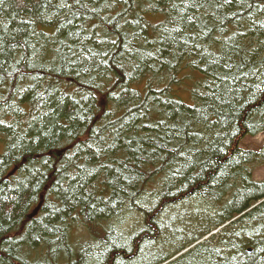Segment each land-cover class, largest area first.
Wrapping results in <instances>:
<instances>
[{
    "label": "trees",
    "instance_id": "1",
    "mask_svg": "<svg viewBox=\"0 0 264 264\" xmlns=\"http://www.w3.org/2000/svg\"><path fill=\"white\" fill-rule=\"evenodd\" d=\"M262 133L264 0H0V264H264Z\"/></svg>",
    "mask_w": 264,
    "mask_h": 264
},
{
    "label": "rangeland",
    "instance_id": "2",
    "mask_svg": "<svg viewBox=\"0 0 264 264\" xmlns=\"http://www.w3.org/2000/svg\"><path fill=\"white\" fill-rule=\"evenodd\" d=\"M240 147L241 148H243V149H250V150H259L260 148H262V147H264V133H262V134H259V135H257L256 137H254V138H245L243 141H241V143H240ZM252 178H253V180L254 181H256V182H264V166H261V167H258V168H256L254 171H253V173H252ZM153 204V203H152ZM168 208H166V210H165V213H163L162 214V218L164 219V221H165V225H166V230L167 231H171V230H175V229H178V228H181V227H178L177 225H179L178 223H179V218L177 217L178 215L181 217V219L183 218L182 217V215L183 214H185V212L183 211V210H181V212H175V211H173V210H167ZM165 214H166V217H165ZM134 213L133 212H131L129 215H126V216H124V218H128V219H125V223H123L122 225H124L125 224V228L126 229H128L130 226H132L131 228L133 229V230H135V232L138 230V232H140L141 231V225L138 223V226H133L137 221L135 220V218H134ZM184 216V215H183ZM168 220V221H167ZM167 221V222H166ZM228 225V223L227 224H225L224 226H222L221 228H218V229H216V230H214V231H212L211 232V234H216L218 231H220L222 228H224V227H226ZM164 230V229H163ZM117 232V231H116ZM132 233V230H130L129 232H128V234L126 235V238L127 237H129V235ZM77 234H79V232H77ZM193 234L194 233H192V232H189L188 233V236H185V237H183V238H190L191 236H193ZM210 234V235H211ZM76 235V234H75ZM134 235V232L132 233V235H131V237ZM77 236V235H76ZM183 238H181V239H183ZM206 238H208V236H206L205 237V239ZM149 240V239H148ZM130 243H128V245H129ZM148 244H150V241H148ZM152 245V244H151ZM130 246H131V244L129 245V246H127V248L129 247L130 248ZM140 247V246H139ZM128 248V249H129ZM150 248H152L151 250H156L157 248H156V246L155 245H152ZM166 251L167 250H170V248L169 249H165ZM159 252H156V253H154V255H160V254H163V253H160V254H158ZM153 255V256H154ZM148 262H150V261H146L145 263H143V264H146V263H148ZM94 262H93V260L91 259H89L88 261H87V263L86 264H93ZM95 264H98L96 261H95Z\"/></svg>",
    "mask_w": 264,
    "mask_h": 264
},
{
    "label": "water",
    "instance_id": "3",
    "mask_svg": "<svg viewBox=\"0 0 264 264\" xmlns=\"http://www.w3.org/2000/svg\"><path fill=\"white\" fill-rule=\"evenodd\" d=\"M37 212V210H35V213Z\"/></svg>",
    "mask_w": 264,
    "mask_h": 264
}]
</instances>
